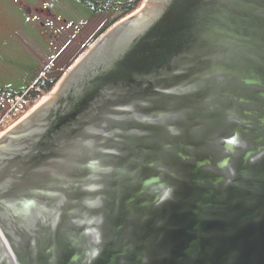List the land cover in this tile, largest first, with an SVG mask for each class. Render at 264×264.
I'll use <instances>...</instances> for the list:
<instances>
[{
    "label": "water",
    "instance_id": "1",
    "mask_svg": "<svg viewBox=\"0 0 264 264\" xmlns=\"http://www.w3.org/2000/svg\"><path fill=\"white\" fill-rule=\"evenodd\" d=\"M0 264H264V0H143L0 134Z\"/></svg>",
    "mask_w": 264,
    "mask_h": 264
},
{
    "label": "flooded vegetation",
    "instance_id": "2",
    "mask_svg": "<svg viewBox=\"0 0 264 264\" xmlns=\"http://www.w3.org/2000/svg\"><path fill=\"white\" fill-rule=\"evenodd\" d=\"M135 2L136 0H0V53L12 52L15 57L26 55L32 58L24 64H18L22 73L32 74L41 65L47 64L54 68L61 67L70 58L76 59L83 53L97 37L118 21L115 18L121 9L129 8ZM16 17L22 23L16 22ZM27 29L34 37L28 38L24 33ZM18 35H22V38H18ZM34 39L44 43V51L38 52L20 45L23 40Z\"/></svg>",
    "mask_w": 264,
    "mask_h": 264
},
{
    "label": "trees",
    "instance_id": "3",
    "mask_svg": "<svg viewBox=\"0 0 264 264\" xmlns=\"http://www.w3.org/2000/svg\"><path fill=\"white\" fill-rule=\"evenodd\" d=\"M143 0H136L133 6L129 8H123L115 18L119 20L128 14L134 12L141 4ZM75 60V57L70 58L64 65L58 68L52 66L41 65L36 72L29 74V76L23 81L20 87H10L8 89L0 88V111L5 107L6 103L15 95L24 94L23 100L19 104L22 108V112L14 116L10 123L16 121L19 117L29 111L43 96L49 94L68 66ZM28 97L35 98L34 101H27Z\"/></svg>",
    "mask_w": 264,
    "mask_h": 264
},
{
    "label": "rangeland",
    "instance_id": "4",
    "mask_svg": "<svg viewBox=\"0 0 264 264\" xmlns=\"http://www.w3.org/2000/svg\"><path fill=\"white\" fill-rule=\"evenodd\" d=\"M18 21L22 23V20L19 17H16V22ZM24 33L27 34L28 38L34 37L32 36L31 31H29L28 29L25 30ZM17 37L22 38V35H18ZM34 40H31V41L23 40L20 42V45L25 46L27 48L29 47L38 52L44 51L46 48L44 43L42 41H37L36 39ZM0 54H1L0 56V88L8 89L10 87L14 88V87L22 86L21 84L29 76V73H26V72L22 73L21 68L19 69L18 67V64H24L25 62L31 60L32 58H29L26 55L15 57L13 56L12 52H9V53L4 52ZM48 95L49 94L40 98L38 102H40L41 99L45 98Z\"/></svg>",
    "mask_w": 264,
    "mask_h": 264
},
{
    "label": "built area",
    "instance_id": "5",
    "mask_svg": "<svg viewBox=\"0 0 264 264\" xmlns=\"http://www.w3.org/2000/svg\"><path fill=\"white\" fill-rule=\"evenodd\" d=\"M24 94L15 95L11 98L5 105V107L0 111V134L12 123H10L14 116L19 115L22 112L19 104L23 100ZM27 101H34L35 98L28 97ZM24 115V114H23ZM22 117V116H21ZM20 118V117H19ZM18 118V119H19Z\"/></svg>",
    "mask_w": 264,
    "mask_h": 264
}]
</instances>
